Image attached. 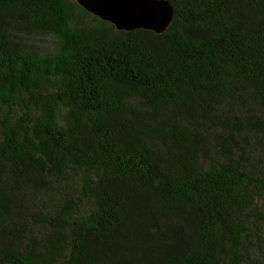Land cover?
Returning a JSON list of instances; mask_svg holds the SVG:
<instances>
[{
    "label": "trees",
    "instance_id": "obj_1",
    "mask_svg": "<svg viewBox=\"0 0 264 264\" xmlns=\"http://www.w3.org/2000/svg\"><path fill=\"white\" fill-rule=\"evenodd\" d=\"M168 1L158 35L75 0H0V262L264 264V166L232 108L264 101V0ZM71 180L46 233L20 231L15 208Z\"/></svg>",
    "mask_w": 264,
    "mask_h": 264
},
{
    "label": "rangeland",
    "instance_id": "obj_2",
    "mask_svg": "<svg viewBox=\"0 0 264 264\" xmlns=\"http://www.w3.org/2000/svg\"><path fill=\"white\" fill-rule=\"evenodd\" d=\"M30 41L34 43L38 48L42 50H54L56 47V39L52 36H32ZM246 101V102H244ZM246 103V104H244ZM233 111L237 120L242 126L246 127V130L242 133L236 134V147L237 149L244 148L245 151L251 153L252 163L257 168L264 166V101L261 103L253 101L249 96L244 98H236L233 103ZM224 114V113H223ZM227 116H232L231 114H225ZM219 129L222 130V126L219 124L211 125L207 128L206 132ZM210 141L216 148H219V140L213 136ZM77 181L71 180L69 184L64 188L62 196L55 192H50V201L48 202V207H37V205H32V197L28 196L26 201V207L15 208V224L20 225V231L33 232L36 237H42L46 233V224L41 220V215L44 214L46 217L51 213L52 208L60 205L62 201L56 200V198L63 199L67 195L69 197H74L76 195ZM55 197V199H54ZM23 224V225H21ZM2 225L11 227L6 222ZM44 232V234H42ZM0 264H7L0 262Z\"/></svg>",
    "mask_w": 264,
    "mask_h": 264
},
{
    "label": "water",
    "instance_id": "obj_3",
    "mask_svg": "<svg viewBox=\"0 0 264 264\" xmlns=\"http://www.w3.org/2000/svg\"><path fill=\"white\" fill-rule=\"evenodd\" d=\"M90 14L118 31H152L158 35L171 25L175 11L168 0H75Z\"/></svg>",
    "mask_w": 264,
    "mask_h": 264
}]
</instances>
